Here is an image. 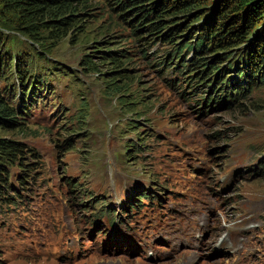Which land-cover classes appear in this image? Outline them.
<instances>
[{
	"label": "rangeland",
	"instance_id": "obj_1",
	"mask_svg": "<svg viewBox=\"0 0 264 264\" xmlns=\"http://www.w3.org/2000/svg\"><path fill=\"white\" fill-rule=\"evenodd\" d=\"M93 1V15L60 33L2 26L14 54L42 52L36 72L47 77L22 111L28 125L0 127L31 151L25 175L9 167L11 197L0 199V264H264V85L199 110L189 68L167 70L169 45L121 33ZM107 49L131 55L119 94ZM0 83L19 86L14 73ZM144 190L153 203L126 209Z\"/></svg>",
	"mask_w": 264,
	"mask_h": 264
},
{
	"label": "trees",
	"instance_id": "obj_2",
	"mask_svg": "<svg viewBox=\"0 0 264 264\" xmlns=\"http://www.w3.org/2000/svg\"><path fill=\"white\" fill-rule=\"evenodd\" d=\"M103 1L110 12L123 22L121 33H136L140 37H149L153 43L169 45L170 50L165 49L167 70L178 69L183 74L189 68L185 78L189 77L191 82L196 80L192 88L201 87L197 92L199 96L195 97L200 109L230 106L254 88L264 85V0ZM93 2L0 0V15L6 16H2L0 23V78L14 73L19 80V86L8 87L0 83V127L13 129L28 125L23 121L24 109L39 96L37 83L47 77L45 71L36 72L35 56L42 58V52L31 47L26 56L22 52L14 54L5 42L7 34L2 31V26L16 25L22 34L31 37L44 31L60 33L93 15ZM181 12L185 13L187 20L167 21L166 17ZM109 19L115 22L112 16ZM184 52L188 56H183ZM103 55L116 66V77L108 82V86L111 93L119 94L121 89L115 84L118 77H126L124 65L131 55L118 49H107ZM86 62L87 68L99 69L100 63L90 58ZM19 94L20 101L16 105L15 99ZM130 123L135 124L134 121ZM27 150L29 146L21 137L0 136V199L9 200L11 197L7 194L12 185L9 167L19 162L25 175L22 157L31 154Z\"/></svg>",
	"mask_w": 264,
	"mask_h": 264
}]
</instances>
